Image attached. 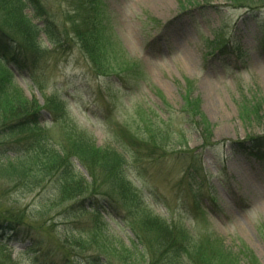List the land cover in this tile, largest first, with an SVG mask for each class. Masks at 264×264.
<instances>
[{
	"label": "rangeland",
	"instance_id": "obj_1",
	"mask_svg": "<svg viewBox=\"0 0 264 264\" xmlns=\"http://www.w3.org/2000/svg\"><path fill=\"white\" fill-rule=\"evenodd\" d=\"M41 1L65 42L51 50L40 35L45 53L34 67L8 66L2 109L24 104L37 113L27 133L19 123H0V164L22 157L27 176L41 177L30 184L0 174V215H22L33 235L5 241L0 264H59L62 257L71 264H155V233L147 232L158 228L150 225L155 218L189 238L176 264L244 249L264 264V161L244 154L249 138L264 137V0ZM23 13L42 28L30 10ZM88 19L101 22L111 45L98 63L75 36L74 26ZM2 71L0 81L7 78ZM186 100L198 102L199 116ZM54 103L63 107L59 116ZM150 119L161 127L158 135L151 122L146 132ZM79 139L97 153L124 155L122 181L133 202L120 207L104 197L123 199L125 190L119 196L98 165L93 177L73 156ZM40 150L60 155L66 167L38 173ZM68 171L84 181L81 199L61 195ZM92 185L101 194L95 206L87 198Z\"/></svg>",
	"mask_w": 264,
	"mask_h": 264
},
{
	"label": "trees",
	"instance_id": "obj_2",
	"mask_svg": "<svg viewBox=\"0 0 264 264\" xmlns=\"http://www.w3.org/2000/svg\"><path fill=\"white\" fill-rule=\"evenodd\" d=\"M237 1L243 0H236V2ZM95 4V0H89L86 7H92ZM25 10L31 11L32 19L42 22V28L38 27L37 24L30 23V19V21L26 20L23 13ZM81 24L83 27H77V25L74 26L75 36L80 45L79 47L92 58V61L98 63L102 59V56L106 57V53H109L108 47L111 49V45L103 31L101 22H95L94 20L88 19L81 22ZM40 35H43L46 38L47 42L51 46V50H59L63 48L65 41L64 39H61L59 33L55 29L50 11L46 10L45 4L42 3L41 0H0V67L1 70H3L2 72L7 76L5 80L0 81V123L2 125L19 123L21 125L17 127V130L23 133H27L31 130L30 125H32V123L30 120L37 112H35V109H32L33 107L24 104L20 106H18V104H14L12 109H2V106L6 105V103H3L5 102L4 98L10 96L7 85L9 84L8 82L11 73L8 66L14 65L20 70L34 67L42 58V54L45 53L44 50L40 49ZM53 105L55 108H53L52 111L59 116L60 112L62 113L63 111V107L59 103H54ZM185 105L188 111L194 112V116H199L197 114V101L186 100ZM250 107L254 108L253 110L257 109L255 105ZM151 120L152 119L148 122L144 121L145 130L148 134L152 133L151 126L154 125L156 130L153 132H158V135L161 131V127L159 125L152 124ZM206 127L207 124L205 125V130ZM153 140V137H147V144L155 145ZM247 141L249 144L253 145L251 149L246 150L244 154L264 161V137L249 138ZM204 142L207 146H209L210 142ZM155 148L158 149L156 145ZM72 150L73 156H75L77 160L91 172L93 177L96 175L94 172L97 173L94 166H99L97 169L104 174L99 177L106 180L105 182L109 184L108 187L110 190H118L115 192L118 193L119 196L123 194L121 191L125 190L124 195L122 196L123 199H119L116 195H110L109 193L104 196L106 199L120 207H123V204L126 200H129V198L131 201L133 200V197L129 195L128 189L123 186V178L121 174L124 172V155L118 154L113 150L97 153V150L94 148V144L92 142L81 139L74 142ZM39 155L40 157H35L38 173L42 174L47 168L55 169L57 171L64 169L65 165L61 163L62 159L59 157L60 155L53 154L52 152L42 153L41 150ZM13 161L15 162L11 163ZM13 161H10V164L6 163L5 167H3V163L0 164V174L6 173L20 178H29L28 181L30 184L40 181L41 176L38 174H34L32 178L27 176L28 161L22 160V157H16ZM68 174L70 178L67 180L65 178L60 181L61 195L70 198H67L66 200H73L78 197L81 199L85 194H87V188L83 184L84 181L79 179V176L71 174L69 171ZM95 181L96 180L94 179V182ZM92 188L93 190H91V194L87 198L92 200V203L95 206L96 202L93 199H98L101 197V194L99 192L95 193L97 188L94 187V185H92ZM155 221L158 222H151L150 224L153 225L154 228L156 227L155 225L158 226V228L154 229L155 232L153 230L147 231L152 234L155 233V243L152 240H150L149 243L151 249L152 247L154 248L152 251H155V257L156 255L159 256V258L155 260V264H161L163 260H166L165 262L169 264H176L177 261L181 260V252L186 250L189 244V238L186 235H184L181 239L177 238L173 235L172 229H170L171 227L166 224L164 220L155 218ZM31 239H33L32 231L22 215L15 216L10 213L0 215V246L4 247L5 241L8 243L17 241L26 242ZM30 243L31 246L32 242ZM223 251H226V249L223 248L222 252ZM245 251L247 250H242L238 256L232 251L230 252V250H228L230 253L224 254L211 252L213 254L212 256L217 259L202 261L198 258L194 260L193 264H242L241 259H243L247 264H257L255 259L251 256L252 254L250 252L245 253ZM195 254L196 253H194V256ZM66 258L67 259L64 260L65 262L60 259L59 264H71V262L69 263V257ZM33 263H38L37 258L33 260Z\"/></svg>",
	"mask_w": 264,
	"mask_h": 264
}]
</instances>
